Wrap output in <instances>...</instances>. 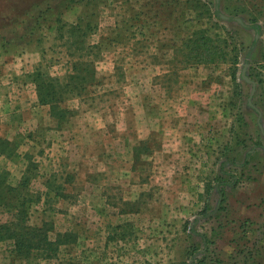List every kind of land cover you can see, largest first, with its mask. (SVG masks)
<instances>
[{"label":"rangeland","instance_id":"374dc122","mask_svg":"<svg viewBox=\"0 0 264 264\" xmlns=\"http://www.w3.org/2000/svg\"><path fill=\"white\" fill-rule=\"evenodd\" d=\"M0 147V264H264V0H0Z\"/></svg>","mask_w":264,"mask_h":264},{"label":"trees","instance_id":"16d2710c","mask_svg":"<svg viewBox=\"0 0 264 264\" xmlns=\"http://www.w3.org/2000/svg\"><path fill=\"white\" fill-rule=\"evenodd\" d=\"M81 26L80 24L79 25H75V26H72V30L71 32L72 33H75L76 31L80 30ZM202 42L203 43V46H208L209 43H212L213 41L211 39H206L204 37H197L196 35V40L195 41H191L189 42L191 45L194 44H198V42ZM196 42V43H195ZM188 43V45H189ZM188 47V46H187ZM209 48L207 50V53L209 52H218V47L216 46H212V47H207ZM198 48L194 49L195 51H197ZM202 62L203 60H205L206 62H211V61H207V59H201ZM200 60V61H201ZM43 74L41 72H36L34 74V81H35V84L37 86V89H38V98H39V102L41 104H53L55 102H57L59 99H61V95L57 94V92L55 90H52V92L49 90V83H46L44 80H42L43 78ZM72 80H74V77H71ZM233 79L234 81L236 80V75L234 74L233 75ZM52 106V105H51ZM54 111V109H53ZM52 111V114L53 115H58L55 111L53 113ZM55 115V116H56ZM66 116V112L63 111L62 113H60L58 115L59 119H64ZM4 144H10L9 142L8 143H5L4 141ZM5 151L3 149H1L0 147V153H4ZM32 173H31V169H29L28 173L26 176H31ZM2 178H5V176H1ZM29 183H30V178H24L22 183L20 185H22V187L24 188H28L29 186ZM2 185V186H1ZM3 185H5V180L3 179H0V186L1 188L3 187ZM3 191V192H15L16 189L15 188H7V189H0V192ZM6 199H0V205L2 204V202H4ZM29 198L27 196H25V198L22 200V201H19L20 202V205L22 206H25L26 204V207H25V211H19V214H18V218H17V222L14 223L12 225V227L10 228L11 229V232L9 233L8 236H5V237H0V240L2 239H6L7 237L10 238V239H14L15 240V243H16V248H17V253H19L20 255H23L24 253H28L26 250H29L31 248H42L43 250V246L47 249V252H49V254H47V257H51L52 255L55 254L56 252V248H55V243L54 242H50L49 241V238H48V235H47V232H48V229L45 231L44 228L42 229H37V228H25V226L23 225L24 221H25V218H26V215H24L25 213H27V208L29 205L28 202H29ZM3 205H6V204H3ZM19 206V205H18ZM20 208V207H19ZM23 215H21V214ZM24 213V214H23ZM1 229V228H0ZM36 232V234H35ZM202 237V240H204L205 244L209 245V243L207 242L208 238L206 237V235L204 236H201ZM36 244H38L37 246H35ZM193 250L196 251L195 247H193ZM192 254V253H191ZM190 254V256H191ZM194 257V254H192V257L190 259H192V262L193 264H219L221 261L217 258L215 259L214 257H211L209 255V250L208 248H206L205 250V254L199 258V259H196ZM183 264H192V263H189V262H184Z\"/></svg>","mask_w":264,"mask_h":264},{"label":"water","instance_id":"95a60500","mask_svg":"<svg viewBox=\"0 0 264 264\" xmlns=\"http://www.w3.org/2000/svg\"><path fill=\"white\" fill-rule=\"evenodd\" d=\"M239 21H241V20H239ZM243 78H244L247 82H249V83L252 84V86H253L252 95H253L254 92L256 91V83H255L254 81H252V80L246 75V70L243 71ZM252 95H251V97H252ZM251 100H252V99H251ZM251 100H250V103L252 104V101H251Z\"/></svg>","mask_w":264,"mask_h":264}]
</instances>
